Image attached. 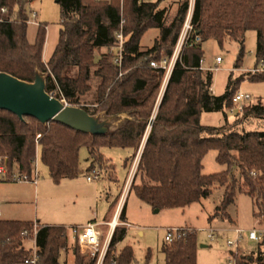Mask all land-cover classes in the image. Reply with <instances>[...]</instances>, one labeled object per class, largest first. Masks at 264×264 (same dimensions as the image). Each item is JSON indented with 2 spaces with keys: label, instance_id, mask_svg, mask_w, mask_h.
Segmentation results:
<instances>
[{
  "label": "trees",
  "instance_id": "1",
  "mask_svg": "<svg viewBox=\"0 0 264 264\" xmlns=\"http://www.w3.org/2000/svg\"><path fill=\"white\" fill-rule=\"evenodd\" d=\"M33 0H0L8 7L11 20L0 22V72L32 82L35 71L45 74V90L69 105L91 89L90 80L98 78L92 108L81 105L90 115L104 111L106 116L127 113L129 118L106 134L90 135L59 122L42 124L36 118L0 109V157L8 174L16 169L30 174L39 146V158L54 184L78 175L79 150L88 152L87 170L103 167L107 159L100 148H130L133 153L143 143L129 190L152 209L183 208L211 194L212 187L223 188L220 202L208 220L221 215L230 218L227 209L237 193L252 198L253 217L264 222V130L237 131L200 123L202 112L225 111L232 107V96L245 78L229 75L222 94L212 93V71L203 72L200 46L185 47L167 80L164 92L151 116L162 69L149 65L151 60L169 57L177 42L187 9L183 0L175 17L165 23L166 9L161 0H57L60 24L57 43L46 62L42 59L46 24L39 23L33 42L27 39L25 7ZM193 30L222 46L226 40L239 44L235 66L241 65L246 31L256 32L255 57L264 56V0H194ZM150 28L159 30L151 47L140 50V39ZM121 30L126 40L121 65L113 63L110 47ZM106 48L95 60V51ZM121 73V75H119ZM246 80L264 81V72L247 75ZM244 116L264 115L261 100L244 107ZM226 120V119H225ZM151 121V122H150ZM36 134H40L37 143ZM215 150V161L225 166L217 173L203 174L202 160ZM125 159L124 166L129 162ZM108 162V161H107ZM109 167L113 169V164ZM237 175H235V172ZM124 216V205L120 220ZM32 221L0 219V264H18L29 254L24 247V229ZM39 225L36 250L39 264L61 263L67 249V230L62 225ZM185 229V228H184ZM124 226H116L101 264H134L133 249L126 245L118 252L117 243L125 236ZM70 264H94L80 254L73 241ZM197 237L194 229L171 243L161 245L164 264H197ZM234 264H264V250L255 256L231 253Z\"/></svg>",
  "mask_w": 264,
  "mask_h": 264
},
{
  "label": "rangeland",
  "instance_id": "2",
  "mask_svg": "<svg viewBox=\"0 0 264 264\" xmlns=\"http://www.w3.org/2000/svg\"><path fill=\"white\" fill-rule=\"evenodd\" d=\"M141 1L155 2L156 0ZM191 1L192 0H188V7ZM182 2L183 0H161L159 8L166 9V24L170 23L175 17ZM31 9L37 12L35 20L46 24L45 42L42 52V59H44L51 55L58 40V32L61 27L60 8L56 0H33L25 7V13L27 16H29V11ZM37 28L38 26L35 24H27L26 34L29 42H33ZM158 35L159 30L157 28H150L145 31L140 39V50L143 51L151 47ZM200 47L203 52V62L200 65L202 67L201 70L205 72L209 68L217 66L216 69H211V90L214 94L220 95L224 92L229 75H231L232 80L238 77H243L245 79L240 83L237 90L249 93L252 96L253 101L248 104L245 103L244 107L255 103L254 101L257 100H261L262 105H264V81L252 82L246 80L248 73L244 71L255 65L256 32L254 30H248L245 33L243 60L238 67L235 66L239 51L238 42L234 40H226L223 45L220 46L215 39L210 38L203 41ZM106 52H108L106 48L103 51L97 49L95 51L96 54H94L95 60H97L101 54ZM216 56H220L222 61L216 63ZM98 81V78H91V89L79 97V103L75 106L85 105L89 108L93 107L91 102H93L95 98V90ZM166 83L165 75L163 74L151 113L152 117L156 112L157 105L164 92ZM123 114L129 118L127 113ZM200 123L209 126H222L226 123V128H231L237 131L264 130V115L262 117L256 115L244 116L243 113H229L228 110L225 111V115H223L221 111L202 112ZM37 135L38 134H36L34 139L36 143L40 138L36 139ZM142 146L143 143L135 153H133L130 148L106 146L100 148L102 153L107 158H110V162L113 164V175L115 176L116 181L109 180L107 177H102L101 175L95 180V182L100 184L97 191L95 190L94 183L87 182L84 173H82V168L88 157L86 147H81L79 150V163L81 167L79 177L76 180H65L60 185L52 183L51 180H47V168L45 165L41 164L40 158H37L36 162L34 161V165L37 166L39 174L38 180L41 190L36 198L29 196L25 205H16V207L21 208L23 213L22 216H25V218L33 219L35 212L37 211V216H39L40 221L48 222L50 224H60L66 228L68 236L67 249L61 252L59 258L61 263L66 262L70 264L73 261L71 249L74 244V239L71 227L83 226L90 218L93 219L96 217L97 221L103 220L104 215L109 208V201L106 199L109 194L107 193L118 194L121 191L122 186L128 177L127 175L129 174V164L130 168H132L138 154L140 155ZM129 154H131L129 157L130 160L126 166H124V161L128 158ZM215 156V150H210L204 156L202 160L203 174L217 173L224 170L225 166L218 164L215 161ZM101 168L108 171L107 168L110 167L104 162L103 167ZM12 172L18 173L16 169H13ZM234 172L235 175H237V172ZM2 178L3 177L0 175V189L1 192L5 194L8 192L17 193L26 191L30 194L35 186L32 182H14L2 180ZM222 193L223 188L214 185L211 194L207 198L194 202L189 208L183 210L189 221L188 224L192 225L197 233L199 241L196 252L197 264H229V262L234 261V258L231 257L232 252L238 255L255 256V251L258 247L264 250V241L263 243L257 244V242L249 240L246 236L247 231L251 227L256 226L255 220L260 228H264V222H262L261 218L253 217L252 211L254 206L252 198L247 194L237 193L234 203L228 207L227 212L230 213L233 222L230 218L228 219L221 215L213 218V221L208 220L209 215L214 211V207L220 202ZM126 201L127 208L135 219L134 224L136 227L133 226L128 228L124 239L117 243V249L126 245L130 246L134 252V264H164V254L161 251V245L164 242L165 227L168 224H174L179 220L178 213L174 214V212H166L165 210L154 212L155 209H152L150 206L140 201L133 191L126 192L122 206ZM234 227L242 229V238L239 240L237 246H228L226 243L227 240H234L236 237ZM101 228L106 230L107 227L101 225ZM210 228L215 231L214 238L208 237ZM186 229L190 230L191 228ZM139 230L142 231V234L138 233ZM200 244H203L204 247H201ZM23 245L28 249L32 246V243L28 239H24ZM80 254L84 255L87 259L95 258L94 264H98L97 255L92 256L88 251H80Z\"/></svg>",
  "mask_w": 264,
  "mask_h": 264
},
{
  "label": "built area",
  "instance_id": "3",
  "mask_svg": "<svg viewBox=\"0 0 264 264\" xmlns=\"http://www.w3.org/2000/svg\"><path fill=\"white\" fill-rule=\"evenodd\" d=\"M193 2L191 1L184 22L182 26L181 33L178 36L177 42L174 46V50L172 54L169 57H164L160 60H151L149 65L156 69H162L163 73L165 75V81L167 82L169 75L174 67V64L176 60L179 58L181 52L184 50L185 47H192V46H200L202 44V36L195 32L193 30V26L191 24V16H192V9H193ZM29 16L25 19L26 24H35L38 26L40 22H37L35 18L37 17V12L34 10L29 11ZM11 20L10 17H8V7L4 4H1L0 2V22H6ZM115 40L116 43L110 47L109 51L113 53V63L117 66L121 65L122 56H123V45L126 40V37L123 35L122 31L119 30L115 33ZM216 63H219L222 61V58L220 56L215 57ZM203 62V60H200V65ZM200 68H202L200 66ZM217 66H214L211 69H216ZM248 73V75H253L255 73L264 72V56L260 59H256L255 57V65L250 68L244 70ZM121 75V73H119ZM64 104H67L64 99H60ZM252 101V96L249 93L246 92H240L236 91L234 95L232 96V107L228 109L229 113H235V114H241L244 110V104L250 103ZM255 103L257 101H254ZM40 137V134L37 135L36 139ZM0 175L1 177L6 179V176L8 180L14 181V182H32L36 183L39 174L37 171V166L34 165L32 167L31 173L23 174V173H11L8 174L6 163L4 158L0 157ZM100 171L97 168H92L88 171L86 175L87 181H95L99 178ZM122 205H117L115 212L111 218L110 221L104 223L107 228L106 230L101 228L100 223L95 221L87 222L83 226H72L71 231L73 233V239L76 242L78 249L82 252L88 251L92 256L97 255L98 256V264H101V261L103 260V257L107 251L109 241L111 238V235L115 229L116 226H124L129 227L130 224L120 220V213H121ZM258 224V223H257ZM39 225L36 222H33L32 228L30 230L24 229L22 231V235L25 239H28L32 246L28 248L29 254L28 256L20 263L18 264H39V257L36 250V233L38 231ZM185 230L184 228L180 227H166L165 228V234H164V243H171L176 239L181 238ZM234 231L236 233V237L234 240H227L228 246H237L239 240L242 238V229L238 227H234ZM215 231L210 228L208 232L209 238H214ZM247 238L249 240L259 243H263L264 241V228H260V226H257L255 228H251L247 231L246 234ZM234 261L229 262V264H234Z\"/></svg>",
  "mask_w": 264,
  "mask_h": 264
},
{
  "label": "water",
  "instance_id": "4",
  "mask_svg": "<svg viewBox=\"0 0 264 264\" xmlns=\"http://www.w3.org/2000/svg\"><path fill=\"white\" fill-rule=\"evenodd\" d=\"M0 109L10 111L20 119L31 116L42 124L55 121L90 135L112 132L128 118L124 114L106 116L104 111L90 115L82 107L64 104L46 92L45 74L40 70L35 71L32 82L0 72Z\"/></svg>",
  "mask_w": 264,
  "mask_h": 264
},
{
  "label": "crops",
  "instance_id": "5",
  "mask_svg": "<svg viewBox=\"0 0 264 264\" xmlns=\"http://www.w3.org/2000/svg\"><path fill=\"white\" fill-rule=\"evenodd\" d=\"M104 49L105 48L102 47V48H100V51H103ZM49 57H50V55H49ZM49 57L44 58L43 61L46 62ZM100 152L102 153L101 149H100ZM102 155L108 161V162H105L106 165L112 164L110 162V158H107L103 153H102ZM130 156H131V154L128 155V157H130ZM37 158H39V146H37V149H36L35 162H36V159ZM138 158H139V154H138V157L136 158V161L134 162L132 168H130V164H129V172H128L129 174L127 175L128 177L125 180V182H124V184L122 186L121 191L118 194H116V193H114V194L107 193V194H109V196L106 198L109 201V208H108L107 212L105 213L103 220L97 221L96 220V217H95L93 219L92 218L88 219L86 221V223L87 222H90V221H95V222H98V223H100V224L103 225L104 223H106V222H108V221L111 220V218H112V216H113V214L115 212V209H116L117 205H122L126 192L127 191L130 192L129 187H130V183H131L132 178H133V174H134L135 169H136V165H137V162H138ZM88 165H89V160H87V158H86V162L84 163V166L82 168V170H83L82 173H84V175H85V180H86V175H87V173L89 171V170H87ZM97 169L100 171V176L102 175V177L105 176L109 180L116 181V178L113 175L114 169L107 168L108 171L103 170L102 168L101 169L100 168H97ZM105 171H106V173H105ZM46 172H47V175H46L47 176V180H51V178L49 176V173H48V169H47ZM80 172H81V167H80V163H79L78 164V175H77V177H75L73 179L64 178L57 185L62 184V182H64L65 180H76L79 177V173ZM2 180L10 181V180H8L7 176H6V179L5 178H2ZM51 182H52V180H51ZM87 182L94 183V186H95V190L96 191H97L98 187H100V184L98 182H95V181H87ZM33 184L35 186L33 187V191L30 194L27 191L26 192H17V193L16 192H8L7 194H5V193H2L1 192V189H0V219H3V220L32 221V222H36V223H38L40 225H60V224H50L48 222H42V221H40L39 220V216H37L38 215L37 214V211L35 212V216H34L33 219L25 218V216H22L23 213H22L21 208L16 207V205H22V204L25 205L27 203V200L29 199V196L30 197L32 196L33 198H36L37 197V195L39 194V192L41 190L40 187H39V180L37 179L36 183H33ZM128 195H129V193H128ZM190 205H188L186 207H183V208L163 209L166 212H174V214H177L178 213V215H179V216L177 215L178 216V219H179L178 221H176L174 224H168L166 227L191 228V229H194L195 230V228L192 225H189L188 224L189 221L187 220V217H186V215H185V213L183 211L185 208H189ZM159 211H161V210H159ZM159 211H157V212H159ZM229 215H230V213H229ZM230 219L233 222V219H232L231 215H230ZM122 221H125V222H127V223L130 224L129 227H125V229H126L125 235L127 234L128 228H131L133 226L136 227L135 224H134L135 219L132 217L131 213L129 212V210L127 208V201L124 203V216H123ZM211 221H213V219ZM255 224H256V226H253L251 228H255V227L259 226L257 224L256 220H255ZM138 233L139 234H142V231L139 230ZM196 237H197V233H196ZM198 242L199 241H198V238H197V248H198V244H199ZM200 246L201 247H204L203 244H200ZM121 248L117 249V246H116L115 247V251L118 252ZM196 252H197V250H196Z\"/></svg>",
  "mask_w": 264,
  "mask_h": 264
}]
</instances>
